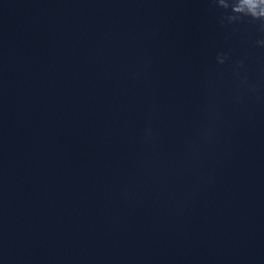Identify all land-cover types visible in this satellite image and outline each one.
Listing matches in <instances>:
<instances>
[{"label":"water","instance_id":"water-1","mask_svg":"<svg viewBox=\"0 0 264 264\" xmlns=\"http://www.w3.org/2000/svg\"><path fill=\"white\" fill-rule=\"evenodd\" d=\"M228 15L0 0V264H264V32Z\"/></svg>","mask_w":264,"mask_h":264},{"label":"clouds","instance_id":"clouds-1","mask_svg":"<svg viewBox=\"0 0 264 264\" xmlns=\"http://www.w3.org/2000/svg\"><path fill=\"white\" fill-rule=\"evenodd\" d=\"M225 11L230 9L231 15L226 17L229 23L239 22L242 17H248L253 22L260 21L259 30L264 32V0H213ZM258 46H264V40L258 41ZM226 56H217V63L223 64Z\"/></svg>","mask_w":264,"mask_h":264}]
</instances>
